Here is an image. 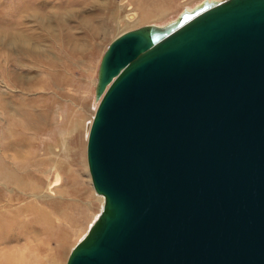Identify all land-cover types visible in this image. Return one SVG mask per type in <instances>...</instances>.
I'll use <instances>...</instances> for the list:
<instances>
[{"label": "water", "instance_id": "water-1", "mask_svg": "<svg viewBox=\"0 0 264 264\" xmlns=\"http://www.w3.org/2000/svg\"><path fill=\"white\" fill-rule=\"evenodd\" d=\"M95 93L103 206L66 264H264V0L123 32Z\"/></svg>", "mask_w": 264, "mask_h": 264}, {"label": "rangeland", "instance_id": "rangeland-1", "mask_svg": "<svg viewBox=\"0 0 264 264\" xmlns=\"http://www.w3.org/2000/svg\"><path fill=\"white\" fill-rule=\"evenodd\" d=\"M206 1L222 0H0V264H53L49 248L66 264L103 206L86 147L104 52L123 32L165 28ZM40 113L35 132L25 115ZM25 168L34 175H22V188ZM13 171L17 182L3 173ZM41 216L51 217V239Z\"/></svg>", "mask_w": 264, "mask_h": 264}, {"label": "bare ground", "instance_id": "bare-ground-1", "mask_svg": "<svg viewBox=\"0 0 264 264\" xmlns=\"http://www.w3.org/2000/svg\"><path fill=\"white\" fill-rule=\"evenodd\" d=\"M206 2H209V1H206ZM214 3H216V2H214ZM38 5V4H37ZM34 6V5H33ZM30 8V7H29ZM28 8V9H29ZM33 8V7H32ZM165 9V8H164ZM163 10V9H162ZM25 11V10H24ZM31 11V10H30ZM34 11V10H33ZM35 12V11H34ZM31 13V12H30ZM33 13V12H32ZM60 20V19H59ZM173 24V23H172ZM141 27H143V26H141ZM148 27H152V28H159V29H164V28H160V27H154V26H148ZM168 27V26H167ZM139 28V27H138ZM166 28V27H165ZM136 29V28H135ZM133 30V29H132ZM72 40V37H69V42ZM19 43V44H18ZM20 42V40L18 39V41L17 42H15V44H18V45H21V46H23V44ZM80 45V44H79ZM85 45V44H84ZM83 44L82 45H80L81 46V50H83V53H85V50H84V46ZM10 46V45H9ZM84 46V47H83ZM80 51V50H79ZM59 82L61 83V81L59 80ZM59 86V85H58ZM97 97V96H96ZM101 97H102V95L98 98L97 97V99L98 100H101ZM33 108V107H32ZM36 109V108H35ZM23 111H31V109H30V107H24L23 108ZM26 117H27V119H28V125L29 126H31L34 130H35V132H42L43 131V127H44V124H45V122H46V120H45V115L44 114H37V115H35V114H26L25 115ZM82 122V121H81ZM36 123H39L40 125L39 126H37V127H35V124ZM53 123V122H52ZM73 130V129H72ZM61 134V133H60ZM59 134V135H60ZM58 138V137H57ZM57 140V139H56ZM12 145H15V144H12ZM11 145V146H12ZM24 144H23V141H19L18 143H17V145H15V147L18 149L19 147H22ZM47 150V149H46ZM78 155V154H77ZM18 156V155H17ZM20 156H23V154H20ZM10 157V156H9ZM14 157V156H13ZM7 158V157H6ZM25 159V158H24ZM31 159V158H30ZM10 160V159H9ZM13 160V159H12ZM29 160V159H28ZM40 161V160H39ZM47 161H48V159L47 160H45V162L43 163V164H46L47 163ZM15 162V161H14ZM25 162V161H24ZM41 162H43V161H41ZM73 162H76L75 160L73 161ZM18 163V162H17ZM69 163V162H68ZM9 164H10V161H9ZM15 164V163H14ZM8 165V164H7ZM66 165V164H65ZM6 166V165H5ZM10 166H12V165H10ZM25 166V165H24ZM14 167V166H13ZM16 167V166H15ZM32 167V166H31ZM30 167V168H31ZM29 168V167H28ZM65 168V167H64ZM63 168V166H62V164H60V163H56V167H55V169H59L61 172H65L66 170ZM69 168V167H68ZM9 169V168H8ZM22 169V168H21ZM6 170V169H5ZM68 170V169H67ZM2 172V171H1ZM4 174H6L5 176L10 180V181H13L14 180V178L16 179V182H17V180H18V178L16 177V175L17 176H19L18 175V173H17V171H16V173H14V171H13V173H5V172H3ZM55 173V172H54ZM1 174V173H0ZM23 174H26V175H34V174H32V172H31V170H28V169H26L25 168V170H23V172H22V174H21V176H20V179H19V181H18V185L20 186V187H26L27 186V184H28V181H25L24 179H26V178H24V177H22V175ZM40 178V177H39ZM41 178H40V181L39 182H41ZM7 181V180H6ZM13 184V183H12ZM29 186V185H28ZM30 186H32V185H30ZM34 187V186H33ZM24 190V189H23ZM31 190H32V188H31ZM27 191V190H26ZM29 191V190H28ZM34 191V190H33ZM30 192V191H29ZM28 192V193H29ZM40 200V199H39ZM29 207V206H28ZM27 207V208H28ZM31 207V206H30ZM55 210L56 211H58L59 209H61L60 208V206H58V204H56L55 205ZM30 212V211H29ZM60 212V211H59ZM25 213V212H24ZM32 214H34V213H32ZM33 216V215H32ZM50 219H51V217L50 216H46V217H44L43 219H42V216H41V220L42 221H46V223L47 224H49L50 223ZM37 220H40L39 218H37ZM41 222V221H40ZM33 223V222H32ZM27 225V224H26ZM25 225V226H26ZM35 225V224H34ZM29 226V225H28ZM53 226L54 225H50L49 224V227H46V226H44L45 227V231L46 232H48L50 235H48V237L49 236H51V233H52V228H53ZM42 230H44V229H42ZM66 233V232H65ZM59 235H61V236H59V238H61L62 239V234L60 233ZM53 237V236H52ZM52 237H49V238H47V239H51ZM55 242V241H54ZM57 243V242H56ZM49 254L51 255V257H52V262H53V264H59V257H60V254H62V253H60L59 252V254H57V255H54L52 252H50V248H49ZM18 264V263H17ZM24 264H26V263H24Z\"/></svg>", "mask_w": 264, "mask_h": 264}]
</instances>
